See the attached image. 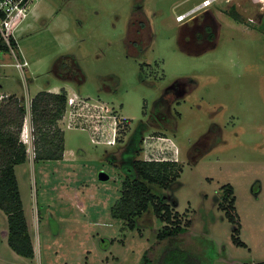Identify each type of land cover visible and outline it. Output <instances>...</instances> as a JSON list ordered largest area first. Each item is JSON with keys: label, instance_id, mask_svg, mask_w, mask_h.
Listing matches in <instances>:
<instances>
[{"label": "rangeland", "instance_id": "obj_1", "mask_svg": "<svg viewBox=\"0 0 264 264\" xmlns=\"http://www.w3.org/2000/svg\"><path fill=\"white\" fill-rule=\"evenodd\" d=\"M201 1L32 4L15 31L22 51L17 56L22 59L24 54L29 65L22 71L12 52H0V60L8 63L0 65L3 90L21 92L28 105L32 95L56 86L68 96L77 93L104 103L110 108L107 115L117 114V145L94 142L89 128L75 121L69 125L68 100L59 121L65 133L62 160L37 162L31 128L22 132L28 160L16 172L36 254L28 258L13 250L8 217L0 209V264H142L145 254L154 264H175L174 253L180 264H264V2L217 0L204 17L201 9L177 19ZM137 4L147 17L142 20L151 26L141 31L150 43L144 53L131 47ZM201 22L216 29L205 43L199 40ZM64 55L76 58L84 82L56 75L53 66ZM179 80L186 89L173 107L181 114L178 129L166 134L151 129L141 156L180 163L179 187L156 191L175 194L174 210L183 223L192 224L177 237L159 240L162 223L152 210L139 216L133 228L112 216L125 178L113 155L119 157V138L126 139L131 124L146 119L155 100ZM103 123L95 120L91 125ZM216 123L223 128L222 140L197 146L202 154L190 155ZM163 136L168 141L159 140ZM228 184L235 190L239 224L220 208L222 188Z\"/></svg>", "mask_w": 264, "mask_h": 264}, {"label": "trees", "instance_id": "obj_2", "mask_svg": "<svg viewBox=\"0 0 264 264\" xmlns=\"http://www.w3.org/2000/svg\"><path fill=\"white\" fill-rule=\"evenodd\" d=\"M232 14L238 18L236 13ZM207 30H211L210 25ZM8 50L0 38V52ZM53 70L64 80L77 83L86 80L85 73L73 55L61 56ZM67 100L68 93L64 88L60 92L42 90L31 99L32 141L37 162L62 160L64 157L65 133L60 128L59 121L65 114ZM27 113L28 106L24 95L19 97L11 94L0 100V209L8 217L10 246L18 254L33 258L35 247L16 172V167L28 160V147L22 139ZM135 148L140 154L142 142H137ZM182 169L180 163L175 160L135 161L131 168L133 174L124 178L120 199L111 207L112 216L125 220L133 228L139 216L152 210L162 223L157 238L166 240L177 237L191 226L192 221L183 223L178 211L174 210V205L163 199L156 188L178 187ZM222 189L224 190L220 208L231 222L239 224L235 190L230 184ZM236 231L239 232L238 227ZM234 239L237 243L246 245L238 237ZM172 257L180 264V259L176 258L175 253ZM142 264L154 263L145 254Z\"/></svg>", "mask_w": 264, "mask_h": 264}, {"label": "flooded vegetation", "instance_id": "obj_3", "mask_svg": "<svg viewBox=\"0 0 264 264\" xmlns=\"http://www.w3.org/2000/svg\"><path fill=\"white\" fill-rule=\"evenodd\" d=\"M208 12H209V8L205 9L202 13V16L204 17ZM142 13H143L142 6L137 4L135 6V9L133 10V16L137 18V20H135L137 28L135 32L132 31V29L130 30V36L131 34L133 35L135 34L136 36V38L131 39V47L133 46L135 49H137L138 52L140 50L141 52L144 53V50L148 48L150 43L145 42L144 36L141 35V34H144V32H141V31H143V29H147V27H150V30H151V26L148 24V21L142 20V17L147 18L145 15H142ZM260 16H261V12H260ZM201 24H204V23L201 22ZM208 25L210 24L209 23H207V25L204 24L203 28L199 29L202 32L201 33L202 36L201 38H199V40L201 39V41L204 43L206 41L207 42L210 41L211 39L210 31L207 30ZM210 27L212 31L216 32V29L213 26V23L210 25ZM103 84H104V87L106 86L105 89L109 87L107 83H103ZM185 86H186L185 81L179 80L175 82L174 84L170 85L168 88H166L164 92L153 103L152 109L150 110L149 113H147V118L140 119L138 123H136L134 126L131 124L132 128L130 127V130H129V133L126 139L124 137L119 138L121 140L118 145V148H120V155L119 157L118 156L114 157L113 155V158L119 159V163L117 162V165L122 170L124 176L133 174V172L131 171V168L133 167L135 161L137 160L154 161L155 160V159H148L145 156L144 158H142L141 156L142 152L139 154L135 148L137 142L139 141L143 142L146 140V136L148 135L147 133H149L151 129H154L155 132H161L164 134H166V132L168 131H172V132L177 131L178 117L181 114L178 111H176V114H175L173 112V107L175 103L181 101V97L183 96L182 92L186 89ZM122 130L123 128L121 129V131ZM222 133H223V128L221 127V125L217 123L213 124L211 129L199 138L198 142L196 143V147L193 148L195 150L192 149L190 151V155L192 151L197 152L199 155L202 154L203 150H199L197 146L207 147V146L217 143V141L222 140ZM160 138H169V136H163ZM205 142H207L208 145H206ZM111 160L113 159L111 158ZM175 188H177V186ZM175 188L168 187V190H173ZM161 195L163 199L169 200V202L172 205L177 206L178 201H177L175 194H173L174 195L173 196L172 194L170 195L168 193H161Z\"/></svg>", "mask_w": 264, "mask_h": 264}, {"label": "built area", "instance_id": "obj_4", "mask_svg": "<svg viewBox=\"0 0 264 264\" xmlns=\"http://www.w3.org/2000/svg\"><path fill=\"white\" fill-rule=\"evenodd\" d=\"M36 1L37 0H0V38L7 45L9 49L8 52H12L15 55L18 65L22 71L24 70V67L29 65V63L24 54H21L22 59L17 56L18 50L20 52L22 51L20 49L18 39L15 36V31L19 24L28 16L32 4H34ZM258 1L264 2V0ZM216 2L217 0H202L200 3L194 5L185 12L178 14L177 19L182 21L191 13L198 12L201 9L204 10L210 8ZM68 104L71 108L70 115L72 117V121L69 125L74 124V121L77 124L78 121L76 118L79 115H84L87 120L90 121L97 120L99 123L108 120L110 122L109 127L106 130L103 128V124H99L100 126L96 124L89 128L92 132V140L97 143L102 141L107 145H116L118 118L116 114L107 115L108 112H110V108L108 106L98 102L90 101L89 99H86L77 93L68 96ZM30 128L32 133V126ZM81 128L86 129V127ZM23 131H28L29 133V128L25 126ZM30 139L32 140L33 137ZM159 140L168 141L167 138H159ZM147 155L148 154L146 153V158H148Z\"/></svg>", "mask_w": 264, "mask_h": 264}, {"label": "crops", "instance_id": "obj_5", "mask_svg": "<svg viewBox=\"0 0 264 264\" xmlns=\"http://www.w3.org/2000/svg\"><path fill=\"white\" fill-rule=\"evenodd\" d=\"M25 56V55H24ZM0 65H8V63H4L2 60H0ZM7 75H5V77H6ZM5 77L3 76V78H4V80H5ZM69 81V80H68ZM4 87H5V84L3 83V82H0V94H1V98H0V100L3 98V97H6V96H8V95H11V94H15V95H17V96H22V94H21V92H17V91H14V90H3L4 89ZM103 87H104V85H103ZM105 88H106V86H105ZM69 90H70V88H68ZM108 90H110V89H112V88H110V87H108L107 88ZM49 90H51V89H49ZM52 90H54L53 92H59V86H56V87H54ZM33 96L34 95H32L30 98H29V103L31 104V99L33 98ZM85 98V97H84ZM29 104V105H30ZM102 104H104V103H102ZM28 104H27V106H28V113H27V116H26V118H25V123H24V127L25 126H29L28 128L30 129V127H31V111H30V106H29ZM106 105V104H105ZM107 106V105H106ZM115 114V113H114ZM117 115V114H116ZM76 120L78 121V124L79 125H81L82 127H86V128H90V127H92V125H91V122L92 121H90V120H87V118L84 116V115H79L77 118H76ZM104 123H103V128L106 130V129H108V127H109V122L110 121H108V120H106V121H103ZM25 211H26V208H25ZM28 214V212L26 211V215ZM28 223H29V221H28ZM36 254V253H35ZM35 257V256H34Z\"/></svg>", "mask_w": 264, "mask_h": 264}, {"label": "water", "instance_id": "obj_6", "mask_svg": "<svg viewBox=\"0 0 264 264\" xmlns=\"http://www.w3.org/2000/svg\"><path fill=\"white\" fill-rule=\"evenodd\" d=\"M101 176L106 179L108 178V175L104 174V172L101 173Z\"/></svg>", "mask_w": 264, "mask_h": 264}, {"label": "bare ground", "instance_id": "obj_7", "mask_svg": "<svg viewBox=\"0 0 264 264\" xmlns=\"http://www.w3.org/2000/svg\"><path fill=\"white\" fill-rule=\"evenodd\" d=\"M29 127V126H28ZM27 137V136H26Z\"/></svg>", "mask_w": 264, "mask_h": 264}]
</instances>
